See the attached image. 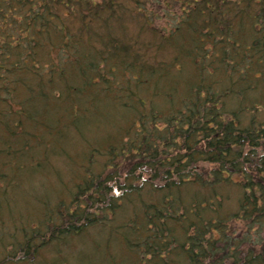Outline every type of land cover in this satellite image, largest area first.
Segmentation results:
<instances>
[{
  "label": "trees",
  "instance_id": "obj_1",
  "mask_svg": "<svg viewBox=\"0 0 264 264\" xmlns=\"http://www.w3.org/2000/svg\"><path fill=\"white\" fill-rule=\"evenodd\" d=\"M112 219L134 264H264V0H0V264H99Z\"/></svg>",
  "mask_w": 264,
  "mask_h": 264
},
{
  "label": "rangeland",
  "instance_id": "obj_2",
  "mask_svg": "<svg viewBox=\"0 0 264 264\" xmlns=\"http://www.w3.org/2000/svg\"><path fill=\"white\" fill-rule=\"evenodd\" d=\"M72 150L77 149L75 144H70ZM54 163L57 166L59 171V176L63 178L65 183H69V186L63 184L61 185L58 180L56 173H42L36 175V185L38 188V194L47 193L49 196H58L66 195L71 189L74 182L80 177L81 170L77 162L71 161L66 157H55ZM63 190L61 191V187ZM30 191V190H29ZM61 191V192H60ZM30 198V195H28ZM109 215H113L110 214ZM112 223L103 226H92L90 227L85 234L82 236L74 238L68 244V259H72V262H75L77 252L84 251L86 256L90 259L96 260L99 264H134V259L136 258V253L131 252L129 247L123 243L120 239V231H117L114 224V219ZM71 255V256H70ZM89 264H91L89 262Z\"/></svg>",
  "mask_w": 264,
  "mask_h": 264
}]
</instances>
